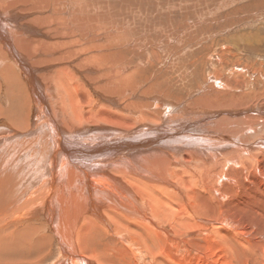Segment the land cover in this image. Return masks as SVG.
Instances as JSON below:
<instances>
[{"label": "bare ground", "instance_id": "obj_1", "mask_svg": "<svg viewBox=\"0 0 264 264\" xmlns=\"http://www.w3.org/2000/svg\"><path fill=\"white\" fill-rule=\"evenodd\" d=\"M80 2L0 0V264H113L101 258L113 252L124 264H160V255L171 264H264V78H252L264 77L262 57L252 59L257 72H244L243 58L227 54L237 42L226 41L216 56L223 66L213 67L215 32L184 77L195 87L168 76L160 92L152 82L132 89L128 63L106 46L113 11ZM31 21L48 28L28 39L5 32L8 22ZM260 33L233 37L254 50L264 46ZM228 61L246 65L229 77ZM155 242L163 247L147 256L143 245Z\"/></svg>", "mask_w": 264, "mask_h": 264}, {"label": "rangeland", "instance_id": "obj_2", "mask_svg": "<svg viewBox=\"0 0 264 264\" xmlns=\"http://www.w3.org/2000/svg\"><path fill=\"white\" fill-rule=\"evenodd\" d=\"M79 1H81L80 4L82 3L81 6H83L84 3H85V5L87 3L86 6H89V4H94V5H97L99 8L100 7L105 8L109 12L113 11V12H110V16L108 15L111 18V20L108 22V29H109L108 34L109 35H108V39L106 41V46L113 44L110 48V50L114 52L113 58H116L117 60L121 61L125 65L128 63V65H126L128 70L126 69L125 75L128 76L129 84H130L129 86L132 87V85L134 84L132 89H134L136 87L135 84L139 85L142 83L147 84L148 82L149 83L152 82V83H156V84L160 83L159 89L157 87H155L157 90L154 88L156 92H160L163 89V87L161 85H164L165 83H169V86H170V84L172 85V83L174 81H180V80L183 81V82L182 81L181 82H182V84L184 83L183 85L186 86V88L195 87L194 85H187L184 81V77L186 78V82L188 81L187 83H189V81L191 80V79H189V78H191V75L189 73H191L195 70V67L191 68V65H193L192 63H194L196 55H199L198 59L200 60V57H203L205 54H207V52H206V50H204V48L206 47V45L209 42H211V39H213V37L215 35L217 36V34H218L217 38L219 40L217 42L220 44L217 46V49L215 50L216 52L215 51H214V53L211 52L212 54L209 55V56H211V58H213V59H211V62L214 65L213 67L219 68L220 65L223 66L222 64L218 63V61H217L218 57H216L222 51L221 50L222 44H224L222 42L234 40L237 42V44H232V46L227 49L229 52L227 54H232L233 56L237 55L239 58H243V61H245L246 64H248L247 67H245L243 69L244 72H249V73L257 72V70L253 68L252 59L253 60L254 59L259 60L260 58H258V57H262V62H263V68L262 69H264V46L258 44V46L254 50H252V49H249L244 42L233 37V36H238L239 34L242 35V34L249 32V31L253 32L254 30H255V32H259V33L261 32L260 33L261 35L264 34V0H152V1L151 0H79ZM26 8H28V7H25V9ZM136 9H137L138 13L134 12ZM134 13H136L135 16L139 13H140V15H138V17L136 16L137 17L136 18L134 16ZM114 14H115V18H114ZM117 14H119V15H117ZM130 14L132 16H130ZM131 17H133V18H131ZM113 18L118 20L119 22L114 20ZM185 21H188V22H185ZM134 22H136V23H134ZM226 22H229V23H226ZM137 23H140L139 26H137L138 25ZM202 23H204V24H202ZM223 23H225V24H223ZM12 24H14V26L16 28L17 23L8 22V26L6 27L5 32L9 33V35L11 36L12 31H13V33L16 31H21V32H23V35L25 36V38L27 37V39L33 35V28H37L39 30H46L48 28V24L44 21H31L28 24V27H26V29L11 28ZM116 24H118V25H116ZM135 24H136V26H135ZM187 24H189V25H187ZM125 25H127V26H125ZM129 25H131V26H129ZM223 25H225L224 28L221 27ZM111 26H112V28H111ZM136 27H138V28L136 29ZM213 27L216 29H213ZM122 28L124 30V31L122 30L123 33H122V31H120ZM132 28H134V29H132ZM179 29H180V31L178 32L177 30H179ZM117 31H119V32H117ZM126 31H127L128 36L125 35ZM135 31H137V34ZM204 31H207V33ZM114 32H115V34H114ZM133 32H135V33H133ZM202 32H204V33H202ZM215 32H218V33L216 34ZM118 33H120V34H118ZM209 33H210V35H209ZM213 33L215 34L214 36H212ZM122 34L127 36V37H124ZM131 34L133 37H135V39L137 37L138 40H135L131 36ZM200 35H202V39H204V41H201L202 39L201 40L199 39V38H201ZM117 36H119V37H117ZM204 36H206V37H204ZM121 38L123 40L124 39H126V40L123 41ZM194 39H195L196 44L194 43V45H193L192 42H194ZM196 39L199 42H197ZM116 40L118 41V43H120V45L119 44L115 45V43H117ZM189 40H190V42H189ZM159 42H162V44ZM164 42H165V44H163ZM179 42L182 45H180ZM121 43L123 46L121 45ZM163 45L164 46L166 45L167 48H164ZM130 46H132L131 47L132 49L130 48ZM142 46H145V47H142ZM159 46H160V48H159ZM195 46H197L199 48H196V50H194ZM239 47L241 49H236ZM146 49H147V51H146ZM123 53L126 55H124ZM146 53L147 54L149 53V54L147 55ZM180 53H181V55H180ZM189 53H190V55H189ZM193 53H196V55ZM132 54H133V56H132ZM128 55L132 56V58L130 57L132 61L129 60L130 58ZM143 55H144V57H143ZM182 55H185V56L181 57ZM186 56L187 57L189 56V57L186 58ZM119 57L121 58V60ZM146 57H147V60H145ZM166 57H168V58H166ZM180 57H181V59H179ZM182 58H184V60H182ZM250 58H251V60H250ZM168 59L169 60L171 59L170 60L171 62ZM199 60H198V62H200ZM169 62L171 63V65L173 64L172 67L167 65V64H170ZM249 62H251V63H249ZM200 63H198V67H200L199 66ZM217 63L219 66L217 65ZM228 63H230V64L228 65V69H227L228 71L226 70L225 74H227V75L229 74V77H233L234 76L233 72H235V70L239 71L243 66L246 65V64H240L237 66L238 67L237 68L236 65L231 64V61H228ZM174 64H175V66H174ZM137 65L140 67H138ZM187 65L189 66V68ZM226 66L227 65H225V67ZM240 66H242V67L240 68ZM173 67L175 69L176 68L177 69L174 70ZM255 67H258V66H255ZM149 68H150V70H149ZM230 68L233 69L234 71H232ZM235 68H237V69H235ZM198 69H200V68H198ZM198 69H197V71L199 73ZM158 70L160 72H157ZM184 70H186V71H184ZM152 71H154V72H152ZM169 71H171V72H169ZM182 71H184V72H182ZM229 72L230 73L232 72L231 75H233V76H231ZM186 73H188V74H186ZM188 75H189V77H188ZM150 76H151V78H150ZM168 76H170V79ZM132 77H133V79H132ZM256 77L259 78L261 81L264 78L261 76V72L258 74H254L252 77L253 80ZM149 78H150V80H149ZM125 79H127V77H125ZM128 79H127V81H128ZM197 79H199V76H197ZM130 80H132V81H130ZM161 81L162 82L164 81L165 83H162ZM202 81H203V78H202ZM14 90H15V88H14ZM144 92L150 93L149 90H146V89L144 90ZM16 95L20 99V107L22 108V105H25V102L20 98L19 94H16ZM123 102L125 105H127L128 100L126 98H124ZM16 110L18 111V108H16ZM206 110L209 111L210 109H206ZM167 114H169V117L171 118L170 112ZM168 124L171 125V123H168ZM141 125H143V124H141ZM82 128L90 129V128H98V127L84 126ZM157 132L159 133L158 128H156L153 132L148 133V134H145L143 131L140 134V135H143V137L140 136V139L143 138V140L130 141L128 146L126 147L125 151L122 152V154L126 155L128 151L133 150V149H141L142 143L145 141L144 139L151 138V135L156 134ZM85 136L91 138V133H87V134L85 133ZM193 144L199 145L200 152H207L204 148L203 143L196 141V142H193ZM235 144L239 145V147L241 146V143H239V142H237ZM217 147L218 146H215L213 148V152H219L217 150ZM191 152H193V151H191ZM159 193H161V192L159 191ZM33 238H35V237H33ZM159 243H157V242L152 243L151 246H153L155 248L151 249L150 248L151 246L147 247L146 245H143V247L145 246L146 248L144 247V249L143 248H141V249H143L146 252V254H148L147 256H151L150 255L151 250L153 253H155V252H157V248H158V251H160L161 247H163V245H161V243L160 244ZM98 245L100 246L101 244H98ZM97 246H95L96 250L98 252H100L101 246L100 247L99 246L97 247ZM54 248H55V245H54ZM97 248H99V250ZM146 249H147V251H146ZM101 252H100V254H101ZM125 252H126V250H125ZM117 253L118 252H113L114 255L111 253L112 255L110 254L109 255L110 257L108 256V254H107V256L101 254V256H102L101 258L105 259L107 257L108 262L113 260V264H124V260H123L124 257L121 260H119L117 257H115V255H117ZM125 259H126V257H125ZM149 259H150V261L153 262V259L151 257H149ZM159 259H160V261H159L160 264H167L166 260H168V259L166 257L162 259V255H160ZM92 260L96 261L95 258ZM168 262H169V264H171L170 260H168Z\"/></svg>", "mask_w": 264, "mask_h": 264}]
</instances>
